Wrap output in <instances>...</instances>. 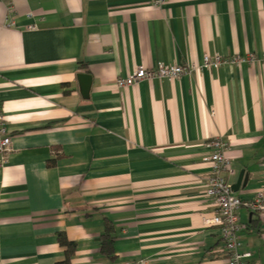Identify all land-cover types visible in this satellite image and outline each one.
<instances>
[{
    "label": "crops",
    "instance_id": "obj_1",
    "mask_svg": "<svg viewBox=\"0 0 264 264\" xmlns=\"http://www.w3.org/2000/svg\"><path fill=\"white\" fill-rule=\"evenodd\" d=\"M254 62L203 66L204 56ZM264 0H0V264H228L206 192L229 142L228 181L264 184ZM159 62L175 79L117 80ZM92 76L82 95L78 74ZM245 264H264V212L239 209ZM114 228L115 260L102 252Z\"/></svg>",
    "mask_w": 264,
    "mask_h": 264
},
{
    "label": "built area",
    "instance_id": "obj_2",
    "mask_svg": "<svg viewBox=\"0 0 264 264\" xmlns=\"http://www.w3.org/2000/svg\"><path fill=\"white\" fill-rule=\"evenodd\" d=\"M154 6L163 5L166 0H151ZM259 57L250 53L247 56L239 54L223 57L219 54L214 56L205 55L203 66H221L226 63L240 64L242 62H254ZM264 58V54H263ZM196 69L195 66L180 64H165L159 62L153 67L140 66L136 71L126 77L117 80L119 87H128L143 79L169 78L175 79ZM213 151L207 160L211 164V174L208 178L206 192L215 199L217 204L216 214L209 222L221 229L224 242V249L227 253L228 264H245V257L249 253H242L239 250V232L242 229V222L239 217V209L248 207L254 212H264V184L250 200L243 199L233 191L232 184L228 181L226 172H230V157L227 155L229 142L217 137L210 142ZM12 151V135L7 127L5 115L0 110V166L7 162ZM125 264H146L141 259L128 261Z\"/></svg>",
    "mask_w": 264,
    "mask_h": 264
},
{
    "label": "trees",
    "instance_id": "obj_3",
    "mask_svg": "<svg viewBox=\"0 0 264 264\" xmlns=\"http://www.w3.org/2000/svg\"><path fill=\"white\" fill-rule=\"evenodd\" d=\"M114 228L111 224L107 223L105 231L101 235V248L102 252L107 255L111 260H115L114 241H115ZM60 244L65 248V258L56 262L55 264H73L72 258L76 252V242L68 238L66 233L61 232L58 235Z\"/></svg>",
    "mask_w": 264,
    "mask_h": 264
},
{
    "label": "water",
    "instance_id": "obj_4",
    "mask_svg": "<svg viewBox=\"0 0 264 264\" xmlns=\"http://www.w3.org/2000/svg\"><path fill=\"white\" fill-rule=\"evenodd\" d=\"M78 79L80 83V89L82 95L86 98L90 96V89L92 84V76L89 73H80L78 74ZM249 181V173L243 169L240 172L239 179L236 183L232 185L233 191L237 192L241 188H245Z\"/></svg>",
    "mask_w": 264,
    "mask_h": 264
}]
</instances>
